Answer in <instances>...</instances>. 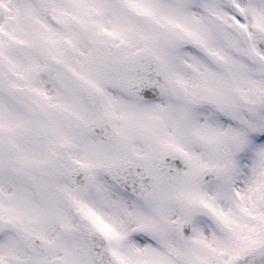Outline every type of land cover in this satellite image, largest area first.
I'll return each instance as SVG.
<instances>
[{"label":"snow or ice","instance_id":"1","mask_svg":"<svg viewBox=\"0 0 264 264\" xmlns=\"http://www.w3.org/2000/svg\"><path fill=\"white\" fill-rule=\"evenodd\" d=\"M0 264H264V0H0Z\"/></svg>","mask_w":264,"mask_h":264}]
</instances>
